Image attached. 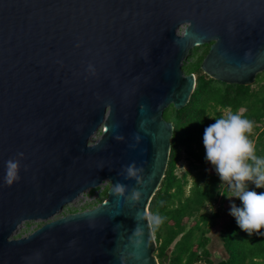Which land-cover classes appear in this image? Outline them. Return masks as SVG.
<instances>
[{
    "label": "water",
    "instance_id": "obj_1",
    "mask_svg": "<svg viewBox=\"0 0 264 264\" xmlns=\"http://www.w3.org/2000/svg\"><path fill=\"white\" fill-rule=\"evenodd\" d=\"M205 45L203 74L253 85L264 0H0V264H159L163 114L189 102L183 63ZM107 181L96 207L52 220ZM30 221L44 224L14 239Z\"/></svg>",
    "mask_w": 264,
    "mask_h": 264
},
{
    "label": "trees",
    "instance_id": "obj_2",
    "mask_svg": "<svg viewBox=\"0 0 264 264\" xmlns=\"http://www.w3.org/2000/svg\"><path fill=\"white\" fill-rule=\"evenodd\" d=\"M199 49L204 58L209 45L194 48L191 55L195 57ZM187 74L196 76L189 102L180 110L171 106L163 114V118L173 124L171 150L165 176L148 207L149 217L162 218L159 224L150 220L159 264H213L207 234L218 226L220 214L201 211L213 204L217 196L226 195L230 188L220 181L214 168L204 159V129L231 109L234 114L252 121V132L248 136L255 146V154L264 158V73L258 74L251 86L215 81L203 74L200 65H195ZM182 158L187 160L188 170L178 176L177 165ZM189 181L191 184L186 190ZM248 187L257 193L264 192V188H256L251 183ZM102 197L104 200L107 192ZM233 203L241 206L238 198ZM190 218L194 219V224L186 230L183 221ZM219 237L227 258L217 264H264V228L248 235L230 215L219 230ZM171 245L173 249L167 254Z\"/></svg>",
    "mask_w": 264,
    "mask_h": 264
},
{
    "label": "clouds",
    "instance_id": "obj_3",
    "mask_svg": "<svg viewBox=\"0 0 264 264\" xmlns=\"http://www.w3.org/2000/svg\"><path fill=\"white\" fill-rule=\"evenodd\" d=\"M214 120L215 123L204 129V159L214 168L220 181L228 183L233 193L228 198L240 200V207L235 203L230 205L229 215L235 218L240 230L251 235L264 228V192L257 193L248 187L251 183L256 188H264V158L255 154V146L248 136L253 123L241 114H234L231 109ZM16 166L8 163L9 176L13 175ZM128 172L133 174L131 166ZM115 190L121 192L123 189L117 184ZM149 219L159 224L162 218L157 215Z\"/></svg>",
    "mask_w": 264,
    "mask_h": 264
},
{
    "label": "rangeland",
    "instance_id": "obj_4",
    "mask_svg": "<svg viewBox=\"0 0 264 264\" xmlns=\"http://www.w3.org/2000/svg\"><path fill=\"white\" fill-rule=\"evenodd\" d=\"M207 46V45H205ZM203 46H200L201 48ZM191 53V52H190ZM202 49H199L197 55L192 56L191 54L187 57V59L183 63V73L184 75H187L188 71L191 70L195 65H201V62L203 60V56L201 57ZM202 58V60H201ZM201 60L200 64L199 61ZM193 63V64H192ZM192 64V65H189ZM189 65V66H188ZM195 76V75H194ZM102 130H98L95 137L92 139V144L99 140L101 137ZM188 170V162L186 159L182 158L178 165L176 174L180 176L182 173L186 172ZM191 181L188 182V186L186 190H188ZM228 183H225V186L227 187ZM109 189V182H103L98 188L91 189L86 191L85 193L81 194L77 199H75L73 202L66 205L60 213L52 218V220H55L59 217H63L65 215L82 212L85 210H90L94 207H96L100 201H103L102 194L104 192H107ZM93 190V191H92ZM92 191V192H91ZM233 195L232 190L228 189V192L226 195L222 196L219 195L216 198V201L213 204H208L204 210L201 211V213H208V214H214L217 211L220 214V217L217 219L218 226H214L211 228L210 232L207 234V236L210 238V243L208 244L207 248L210 252V260L217 264L219 261L223 260L224 258H227L225 255L226 253L223 251L221 246V241L219 237V230H221L224 226V223L229 218V211H230V205L233 204V201L236 199L235 197L229 199L228 197H231ZM198 215L196 216V218ZM186 225V230L190 228L194 224V219L190 218L188 220L184 219L183 221ZM44 224L42 221H30L25 222L23 225L19 228L17 233L13 236L14 239H18L20 237L27 236L31 233H33L35 230H37L39 227H41ZM154 236V235H153ZM179 237L176 239L178 240ZM173 249V245L169 247L167 250V254H170V252ZM200 254V251H199ZM155 256L157 258V247L155 250ZM158 259V258H157ZM159 262V259H158ZM167 264V263H165Z\"/></svg>",
    "mask_w": 264,
    "mask_h": 264
},
{
    "label": "flooded vegetation",
    "instance_id": "obj_5",
    "mask_svg": "<svg viewBox=\"0 0 264 264\" xmlns=\"http://www.w3.org/2000/svg\"><path fill=\"white\" fill-rule=\"evenodd\" d=\"M213 264H215V263H213Z\"/></svg>",
    "mask_w": 264,
    "mask_h": 264
}]
</instances>
